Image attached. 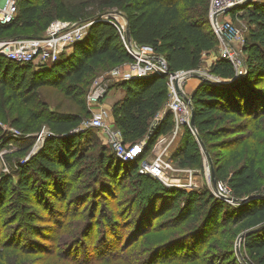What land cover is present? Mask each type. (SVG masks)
<instances>
[{"label":"rangeland","instance_id":"374dc122","mask_svg":"<svg viewBox=\"0 0 264 264\" xmlns=\"http://www.w3.org/2000/svg\"><path fill=\"white\" fill-rule=\"evenodd\" d=\"M64 1L73 11L80 12L81 18L108 10L102 7V0ZM180 5L184 6V2ZM112 11L121 10H109ZM232 19L238 33L232 35L230 43L232 48L242 53L243 62L247 60L248 52L245 50L249 41V24L240 15L234 14ZM45 20H39L33 27H23L16 22L0 33V40L17 35H38L46 28ZM231 46H227L228 49ZM225 50L218 41L215 49L203 54L199 66L194 68L196 73L211 80L218 79L212 65L219 58L227 59L223 55ZM71 51L72 47L63 55ZM114 67L109 63L100 64L84 82L78 84V88L67 91L62 81L43 82L41 73H36L33 66H23L18 75L27 73V79L32 78L39 83L38 86L35 89L19 87L17 93L10 89L0 94V129L6 132L0 137V181L4 177L5 180L10 179L8 189L0 192V264H211L217 254L233 248L237 250L243 230L234 234L236 226L229 222L215 234L197 235L191 229L195 225L199 212L196 206L200 202L191 205L185 195L177 193L179 190H194L207 198L210 195L217 197L216 184L221 181L228 191L221 197L230 206H235L237 198L230 189L227 175L245 156L255 152L259 188L244 197L264 194V107L261 113L236 116L244 126L236 128L238 131L225 138L208 141V145L199 140L200 136L194 135L191 139L197 142V146L186 151L188 126L180 127L177 133L171 130L163 134L168 139L157 146L162 134L150 144L149 139L153 137L164 112L169 111L164 105L152 119V136L141 140V143H147L146 148L130 158L140 171L143 163L160 155L169 163L164 175L153 178L144 172L146 177L137 181L124 172L123 163L121 170L116 165L110 167L111 175L105 178L101 171L97 172L96 161L99 156L115 154V151L101 128L85 124L91 113L86 96L96 78L102 76L109 82L110 87L100 105L109 110V120L114 122L113 109L106 107L104 98L114 95L120 88L125 89L120 85L122 80L110 75ZM240 68L242 81L248 76V66L245 63ZM199 79L194 75L184 81L188 96H191ZM250 80V88H255V93L251 89L249 99L257 92L264 98V73ZM59 114L81 119L79 125H73L69 132L79 127L82 130L88 128L85 136L74 146L79 156L66 160L67 144L58 159L67 168L59 165L48 180H40L31 174V189L23 192L17 184L20 165L27 164L42 149L45 141L57 132V122L65 118ZM3 143L11 145L2 146ZM218 166H221L220 174ZM154 181L170 190L160 189L161 198L141 203L137 199L139 186ZM175 199L177 206L172 208ZM221 221L224 222L223 219ZM237 254L242 262L248 264L243 256ZM216 262H220L218 258Z\"/></svg>","mask_w":264,"mask_h":264},{"label":"trees","instance_id":"16d2710c","mask_svg":"<svg viewBox=\"0 0 264 264\" xmlns=\"http://www.w3.org/2000/svg\"><path fill=\"white\" fill-rule=\"evenodd\" d=\"M181 2H184V6L180 5ZM209 2L210 0H102V7L107 8V11L89 18H81L82 14L69 8L64 0H18L16 18L8 23H0V33L16 22L23 27H33L43 18L46 19V28L57 18L85 21L90 24L85 36L72 45V51L68 55L62 53L52 64L36 66L22 64L0 55V94L10 89H14L17 93L19 87L30 86V89H35L38 86L39 83L34 82L32 78L27 79V73L23 76L18 75L23 66H33L36 73H41L43 82L62 81L65 90L70 91V88L73 90L78 88V84L84 82L100 64L109 63L116 66L132 60L118 28L112 18L107 16L109 10L113 8L121 10L127 18L133 40L150 44L157 53L165 56L169 71L194 69L199 66L203 54L215 49L219 41L209 20ZM232 13L244 17L249 24V41L245 50L248 52L246 60L248 76L238 81L239 83L229 86L211 79H200V83L191 94V99L194 123L205 145H208L210 140L225 138L229 133L238 131L235 130L236 128L243 127L240 118L236 116L261 113L264 107L262 93L257 92L249 99V94L254 92L253 89L255 90L250 88V79L264 73V0L239 4L233 8ZM46 28L38 35L25 36H41ZM212 70L222 78H230L234 75L233 65L225 58H219L212 65ZM167 81V73H152L121 81L120 85L125 88L126 93L114 103L112 109L114 124L121 129L124 143L131 145L141 143V140H147L152 134L154 128L151 125L152 119L168 100ZM59 115L72 119L60 118L57 122V132L45 141L42 149L34 154L27 164L20 165L17 184L23 192L31 189L29 182L31 174L40 180H48L56 173L59 165L67 168L63 161L61 163L58 160L67 144L66 160H73L79 156L74 146L85 136L88 128L82 130L79 127L78 130L69 132L73 125H79L81 119L73 118L74 116L68 114ZM229 119L232 121L229 122ZM173 126V114L170 111L164 112L153 137L149 139L150 144L160 134L170 132ZM5 133L0 129L1 138ZM193 137L195 136L188 128L185 137L186 151L197 146V142L191 139ZM142 144L143 148H146L147 143L142 142ZM10 145L3 143L2 146ZM132 161L116 153L103 154L96 161L97 172L101 171L102 177L108 178L111 175L110 167L116 165L121 170L124 163V172L130 178L142 180L141 177L147 174L140 172L138 165L132 164ZM256 161L257 154L255 152L249 154L227 175L230 189L238 199L235 206H230L220 196L210 195L207 198L203 193L194 190H179L177 193L179 196L185 195L191 205L200 202L196 206L199 212L191 229L197 235L206 232L215 234L221 230L224 223L229 222L236 226L234 234H239L243 230L245 236L241 240L240 249L248 264H264V194L256 193L247 195L250 198L244 197L251 193V190L259 188L257 185L260 182V175L256 170ZM220 169L221 166H218L219 174ZM148 176L153 177L150 174ZM4 178L0 181V192L8 189L7 184L10 179ZM155 182L141 183L137 194V199L141 203H147L152 198H161L163 194L160 193V189L170 190ZM246 198L248 199L245 200ZM175 202L176 199L172 208L177 206ZM222 219L224 222L221 221ZM217 258L220 262H216ZM229 261L230 264H246L241 261L236 248L217 254L211 264H227Z\"/></svg>","mask_w":264,"mask_h":264},{"label":"built area","instance_id":"2783aa9c","mask_svg":"<svg viewBox=\"0 0 264 264\" xmlns=\"http://www.w3.org/2000/svg\"><path fill=\"white\" fill-rule=\"evenodd\" d=\"M257 0H210L209 2V20L220 43L226 50L223 55L239 71L242 62V53L238 49L232 48V35L238 33V29L233 25L232 10L239 4ZM18 13V0H0V23L13 21ZM113 23L118 28L122 41L126 49L130 52L132 60L116 65L110 75L119 80H126L132 77H143L152 73H167L169 96L166 102L168 110L173 114L174 126L172 133H177L182 126H188L193 135H198V129L191 123L192 105L187 101V95L183 84L188 77L194 76L195 69L178 70L176 76L169 71L167 60L164 55L157 53L150 44H142L129 38L127 34L128 20L122 14L116 11L109 12ZM90 22L69 21L63 19H54L41 36H15L0 40V55L22 64H51L55 62L60 55L72 45L81 40L86 33ZM227 46H231L228 49ZM196 76V75H195ZM175 77L179 81L181 92L175 87ZM110 87L109 82L103 80V77L96 78L87 93L86 101L91 109L89 119L85 124L101 128L107 137L115 153L125 159L135 156L143 148L142 143L127 146L122 138L121 129L115 126L114 122L109 120V111L100 105L102 98L107 94ZM168 139L163 135L156 143V146ZM164 150V149H163ZM162 150V153H163ZM161 153V154H162ZM166 163L160 155L150 162L143 163L140 172L148 173L153 177H162L166 171ZM217 196H226L227 188L221 181L216 184Z\"/></svg>","mask_w":264,"mask_h":264},{"label":"water","instance_id":"95a60500","mask_svg":"<svg viewBox=\"0 0 264 264\" xmlns=\"http://www.w3.org/2000/svg\"><path fill=\"white\" fill-rule=\"evenodd\" d=\"M113 12V11H112ZM118 13H121V11H116ZM109 13V12H108ZM127 34L129 36V38H131V33H130V29H129V26L127 27ZM246 63V61H244V64ZM247 66V64H246ZM234 68V75L230 78H222V77H217L218 79L216 80H213L215 81L216 83H219V84H223V85H226V86H229V85H233L235 84L236 82L240 81L241 79V76H239V73H241V71H239V69L235 66H233ZM173 75L176 76V72H172ZM196 76L200 77L201 79H210L209 77L207 76H204V75H199L198 73H195ZM175 87L177 89L178 92H181V88L179 86V81L177 79V77H175ZM185 98L187 99V101L192 105V99H191V96H188L186 95ZM191 123L193 126H195V123H194V112H193V106H192V116H191ZM199 136V135H198ZM199 140H202L201 138H199ZM216 183V182H215ZM250 198V197H248ZM248 198H246L245 200H247ZM235 200H238V199H235ZM245 236V233L242 234L239 239H238V245H237V252L239 253V255L242 257V253H241V249H240V245H241V240L243 239V237Z\"/></svg>","mask_w":264,"mask_h":264},{"label":"crops","instance_id":"0c3cea01","mask_svg":"<svg viewBox=\"0 0 264 264\" xmlns=\"http://www.w3.org/2000/svg\"><path fill=\"white\" fill-rule=\"evenodd\" d=\"M200 83V79H199V81H198V84ZM198 84L196 85V87L198 86ZM121 90V91H120ZM194 90H195V88H194ZM193 90V91H194ZM192 91V92H193ZM125 93H126V90L124 89H119L118 91H116V93H114V95H110L109 97L108 96H106L105 98H104V102H105V104L107 105L106 107H109L110 109L112 108V106L114 105V103L115 102H117L118 100H120L121 98H123L124 97V95H125ZM109 111V110H108ZM110 113V112H109Z\"/></svg>","mask_w":264,"mask_h":264}]
</instances>
